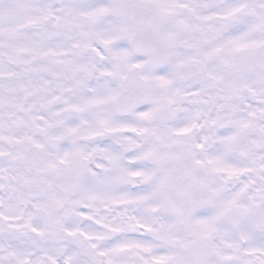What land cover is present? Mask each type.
<instances>
[{
  "label": "snow or ice",
  "instance_id": "1",
  "mask_svg": "<svg viewBox=\"0 0 264 264\" xmlns=\"http://www.w3.org/2000/svg\"><path fill=\"white\" fill-rule=\"evenodd\" d=\"M0 264H264V0H0Z\"/></svg>",
  "mask_w": 264,
  "mask_h": 264
}]
</instances>
